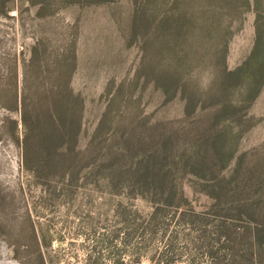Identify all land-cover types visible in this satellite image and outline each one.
I'll return each instance as SVG.
<instances>
[{
  "label": "rangeland",
  "instance_id": "obj_1",
  "mask_svg": "<svg viewBox=\"0 0 264 264\" xmlns=\"http://www.w3.org/2000/svg\"><path fill=\"white\" fill-rule=\"evenodd\" d=\"M157 1L0 0V264H228L230 243L241 251L246 228L260 224L241 216V207L214 201L187 169L175 166L165 173L171 180L166 203L116 179L128 174L119 169L118 137L132 141L142 132L156 137L174 130L180 136L188 129L180 124L181 103L162 101L137 73L140 16L155 25L163 13L155 8ZM239 14L240 21L229 27L227 69L251 46L253 14L243 9ZM209 30L213 39L207 43L191 46L196 34L186 43L193 52L183 80L194 93L209 78V67L195 61L206 44L215 46V29ZM147 31L151 39L155 29ZM32 49L38 58L30 62ZM65 78L81 100V120L64 171L55 159L37 164L24 143L20 114L23 105L28 114L43 109L52 82ZM104 111L111 125L95 134ZM243 119L235 155L244 154V170L264 160V85ZM155 124L159 128L151 129ZM169 146L173 154L177 147ZM232 163L218 170L219 179L226 181Z\"/></svg>",
  "mask_w": 264,
  "mask_h": 264
},
{
  "label": "trees",
  "instance_id": "obj_2",
  "mask_svg": "<svg viewBox=\"0 0 264 264\" xmlns=\"http://www.w3.org/2000/svg\"><path fill=\"white\" fill-rule=\"evenodd\" d=\"M155 8L163 11L155 25L149 24L144 15L140 16L141 56L137 73L158 92L162 101L176 98L181 103L180 124H186L188 129L182 136L174 130L156 137L142 132V136L136 135L132 141L124 135L118 137V158L123 154V165L119 169L127 170L128 174H120L116 179L122 187L137 189L150 200L166 203L171 198L167 187L171 186V180L165 173L175 166L187 169L209 188L208 196L214 201L225 207H241V216L251 221L260 219V224L246 228L248 238L238 245L241 251L233 250L231 243L228 245V264L235 261L264 264V213H260L264 210V160L251 163L250 168L243 170L244 154L235 155L237 137L247 121L243 119V112L264 85V0H159ZM242 9L253 14L251 46L237 66L227 69L225 53L231 34L229 27L233 20L240 21ZM148 28L155 29L151 39L148 31L145 32ZM209 28L215 29V46L206 44L205 50L198 52L195 59L209 67V78L200 93H194L183 80L191 61L190 51L193 52V48L188 47L213 39ZM192 34L196 37L190 46L186 43L188 35ZM30 56V62L38 58L34 49ZM164 59L167 61L162 62ZM51 85L52 92L43 101V109L28 114L23 105L20 124L24 143L34 150L37 164L48 165L55 159L65 171L80 127L81 100L71 93L66 78L53 81ZM119 92L120 87L113 94L111 104L118 100ZM196 111L198 114L193 116ZM107 118L108 111H104L95 134L104 125H111ZM138 125L143 124L138 122ZM158 128L155 124L151 129ZM169 142L177 147L173 154L166 150ZM56 147L59 148L57 154ZM104 161L111 164L113 156L108 155ZM229 162H233V167L223 181L217 173ZM247 171L251 174L246 175Z\"/></svg>",
  "mask_w": 264,
  "mask_h": 264
}]
</instances>
